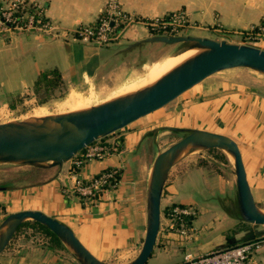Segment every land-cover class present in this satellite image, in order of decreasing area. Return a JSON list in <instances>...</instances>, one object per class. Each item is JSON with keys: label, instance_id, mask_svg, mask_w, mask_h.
Segmentation results:
<instances>
[{"label": "crops", "instance_id": "crops-1", "mask_svg": "<svg viewBox=\"0 0 264 264\" xmlns=\"http://www.w3.org/2000/svg\"><path fill=\"white\" fill-rule=\"evenodd\" d=\"M9 1L0 0V3ZM25 1L39 11L42 21L72 27L94 21L104 10L106 0ZM119 5L125 13L140 19L181 11L190 28L221 35L198 36L228 41H234L235 37L245 39L244 33L264 18V0H119ZM148 35L145 26L136 24L124 30L118 43L102 47L36 30L1 34L0 105L14 103L25 93L29 99L37 96L33 93L36 79L51 69L59 73L61 86L71 89L96 78L110 65H144L153 55L152 50H160L162 44L128 45ZM4 46L8 48L3 50ZM147 47L151 52H146ZM139 48L143 49L142 57ZM128 53L134 58L125 60L123 55ZM236 71L244 73L246 83L238 85L228 77L218 78L220 74ZM251 72L259 74L249 69L216 73L100 141L111 145L113 153L103 159L86 160L75 169L82 177L106 169L117 171L115 186L102 191L95 204L86 205L72 193L71 160L47 168L0 164V223L9 213L38 210L68 225L98 259L107 264H126L137 255L142 244L149 169L155 154L166 147L162 146L166 127L198 128L232 137L239 146L253 199L264 210V89H260L264 88V79L259 82ZM232 169L230 157L221 150L211 155L191 152L178 159L169 170L162 191L159 230L152 253L167 250L173 254L177 244L185 239L191 241L187 247H196L198 250L194 252L202 253L264 234V225L245 223L231 209L235 204ZM190 203L197 214L190 222L192 230L182 237L169 230L163 208ZM210 203L214 208L210 216L214 220L226 215L240 227L214 246L206 245L196 231L207 221ZM182 256L176 255L173 264L180 262ZM0 264L79 263L63 245L54 246L45 233L28 224L16 231L0 253Z\"/></svg>", "mask_w": 264, "mask_h": 264}, {"label": "water", "instance_id": "water-1", "mask_svg": "<svg viewBox=\"0 0 264 264\" xmlns=\"http://www.w3.org/2000/svg\"><path fill=\"white\" fill-rule=\"evenodd\" d=\"M13 32V31H10ZM181 44V50L200 48L186 61L138 88L97 104L64 112L0 122V164L40 168L60 166L96 140L173 101L204 79L229 69H249L264 76V49L193 34H152L130 43ZM182 135L159 150L150 165L146 185V223L137 255L126 264H145L152 254L160 223V200L169 170L188 153L218 149L232 161L236 217L264 225V210L254 201L237 142L230 136L198 128L166 127ZM32 220L48 228L79 264H107L95 257L72 229L38 210L7 214L0 223V253L18 228Z\"/></svg>", "mask_w": 264, "mask_h": 264}, {"label": "built area", "instance_id": "built-area-1", "mask_svg": "<svg viewBox=\"0 0 264 264\" xmlns=\"http://www.w3.org/2000/svg\"><path fill=\"white\" fill-rule=\"evenodd\" d=\"M25 0H10L7 4L0 3V35L10 31H42L56 38H67L92 43L96 46L116 44L122 38L126 28L141 24L152 34H177L178 29L188 25L185 14L181 11L170 14L167 21L161 18L144 20L125 13L119 0H106L104 10L91 23L63 27L46 21L37 22L34 17H40L28 11L32 8ZM169 28V32L159 31ZM245 42L264 49V18L256 27L252 26L244 33ZM114 148L99 140L75 154L70 160L74 170L72 193L84 204L92 205L97 202L99 194L106 188L115 186L117 171L108 169L89 177L79 176L75 169L86 160L103 159L111 155ZM74 171V173H73ZM105 187V188H104ZM196 209L190 204H174L169 208L167 217L170 231L186 237L192 230L188 217L195 216ZM259 255V256H258ZM176 264H264V234L250 239L210 249L202 253L185 252L180 262Z\"/></svg>", "mask_w": 264, "mask_h": 264}, {"label": "rangeland", "instance_id": "rangeland-1", "mask_svg": "<svg viewBox=\"0 0 264 264\" xmlns=\"http://www.w3.org/2000/svg\"><path fill=\"white\" fill-rule=\"evenodd\" d=\"M178 34H193V35L208 34L211 36L216 35L217 37L221 36L218 35L219 33H216L215 31L210 32L203 29H192L190 28V25L181 27V31H178ZM222 36L226 38L235 37V35L234 36L222 35ZM233 40L234 41L232 42H237V43H241L243 40L245 42V39L241 40L239 37H235L233 38ZM110 45H115V44L113 43ZM4 47L5 48L3 50H6V48H8V46H4ZM181 48H182L181 44L162 45L160 50L159 49H157L156 51L152 50L153 55L148 57L144 65H139L137 67H133V65H131L133 63L131 64L128 63L126 65H122V64L110 65L106 70L100 72L96 76V78L88 79L83 84H79L76 88L64 89L63 87V89H59L56 91V94L62 93V95L50 98L48 101L41 104L37 103L38 101L37 98L43 97L44 95L43 93L40 92L37 96H35L32 99H29L28 98L29 94L25 93V96H23V98L17 99L16 102H14L13 104L0 105V122H2V120L7 121L12 119H24L34 115L58 113V112L72 110L75 108H84L93 104H97L115 95L143 86L144 84L148 83V81H146L147 80L146 75L149 74L147 72L152 70L151 68L155 67L154 64L155 63L157 64V62L162 63L170 56L171 53L180 51ZM133 56L134 55L129 53L127 55H123L125 60L127 59L131 60L134 58ZM251 73H253L251 74V76L257 78L259 82L260 80L264 79V76L261 74H256L254 72ZM243 74L244 73L241 71H236L227 74H220L221 76H219L218 78L221 77L220 79H222L223 77H228V79H232L230 80L232 83H237L239 85L241 83L244 84L247 82V80H245L244 77L242 76ZM217 85L218 84H216V86ZM260 89H264V88H260ZM28 93H30V91ZM71 93L73 97H69ZM164 132L165 133L162 136L163 139L162 146H167L171 144L182 135L181 132L171 131L169 129H165ZM215 151H219V150H210V151L201 150L199 152H202L206 155L207 154L211 155L215 153ZM190 205H192V203H190ZM211 206L212 205L210 203V205L207 207L210 208V210L207 211L208 212L206 216L208 217L207 221L203 223V225H201L198 229H196V231H198L200 235L199 239H203L202 241H204L205 244L208 246H214L217 241H223V239L225 241L226 238H228L232 233L237 232L239 230L238 228H240L239 223L231 221L229 217L226 215L225 216L223 215L224 218L222 219L214 220L213 218L215 217L210 216L213 214L212 211H214V208ZM232 210L236 214V211L234 209ZM217 211L220 214L223 213V211L218 208ZM196 214H197V210L195 215ZM190 242H191L190 239H185L181 244L179 243L180 245L177 244L178 249L175 250L174 251L175 253L173 254L169 253V251L167 250L163 251L162 253H158V251L156 250V252L154 251L152 255H150V257L148 258L145 264H173L174 263L173 258L176 255H180L181 257L183 252L195 253L194 251L198 250V248L196 247L194 248L192 247L193 249L187 247V244Z\"/></svg>", "mask_w": 264, "mask_h": 264}, {"label": "trees", "instance_id": "trees-1", "mask_svg": "<svg viewBox=\"0 0 264 264\" xmlns=\"http://www.w3.org/2000/svg\"><path fill=\"white\" fill-rule=\"evenodd\" d=\"M28 11L30 13L35 14V10H34L33 7L32 8H29ZM170 14L171 13H168V14L164 15L163 17H159V18H161L162 21H167L169 19V17H170ZM34 20H36L38 23L42 21L41 17H37V16L34 17ZM144 20H148L149 21V19H144ZM262 22H263V18H262V20L259 23H262ZM257 25H254V27H256ZM147 28L149 29V27H147ZM149 30L150 31H153L152 29H149ZM178 30L181 31V28H179ZM159 31H163L165 33L166 32L168 33L169 32V28H167V29H160ZM106 46H109V45H106ZM139 49H141V48H139ZM131 50H133V49H131ZM131 50H129L128 52H131ZM141 50L142 51H140L139 54L142 57V55H143L142 54L143 49H141ZM147 51H150L149 50V47L146 48V52ZM61 84H62V82H61V79H60V75L56 71V69H51V70L42 72L38 76V79H36V81L34 83V87H33V93L35 95H38L40 92L44 94L43 97L37 98L38 99L37 103H40L41 104V103L46 102L48 100V98L57 97L59 95H62V93L55 94V91H57L59 89H63V87L61 86ZM11 104H13V103H11ZM104 139H105V137L99 139V141H103ZM208 150L210 151V150H217V149H208ZM106 170H108V169H106ZM172 205H174V204H172ZM171 206L164 207L163 208V213H165L167 215L168 214V211H169V208ZM188 218H189L188 219V222L190 223L191 220L194 217L193 216H190ZM28 224L33 225L34 227H37V229H39L40 231H42L43 233H45V235L49 237V240H51V243L54 246H56V245L62 246L61 245V242L59 241V239L48 228H46L45 226L41 225L38 222H35V221H32V220H28V221L24 222L19 228H21L22 226L28 225Z\"/></svg>", "mask_w": 264, "mask_h": 264}, {"label": "bare ground", "instance_id": "bare-ground-1", "mask_svg": "<svg viewBox=\"0 0 264 264\" xmlns=\"http://www.w3.org/2000/svg\"><path fill=\"white\" fill-rule=\"evenodd\" d=\"M199 50L200 48H192V49L180 50V51L171 53L170 56L162 63L157 62V64L156 63L154 64L155 67L151 68L152 70L147 72L149 74L146 75L147 77L146 81L151 82L157 77H159L160 75H162L163 73L173 69L174 67H177L178 65L186 61L188 58L193 56L195 53H197ZM69 97H73L72 93L69 95ZM75 109H78V108H75Z\"/></svg>", "mask_w": 264, "mask_h": 264}]
</instances>
